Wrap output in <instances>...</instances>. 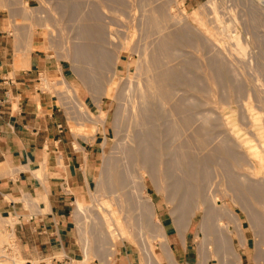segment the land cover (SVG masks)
Returning a JSON list of instances; mask_svg holds the SVG:
<instances>
[{"label": "rangeland", "instance_id": "rangeland-1", "mask_svg": "<svg viewBox=\"0 0 264 264\" xmlns=\"http://www.w3.org/2000/svg\"><path fill=\"white\" fill-rule=\"evenodd\" d=\"M0 14L62 67L40 86L70 130L106 140L71 207L83 264L124 245L168 264L187 232L213 264H238L233 239L253 234L264 264V0H0ZM0 264H25L1 210Z\"/></svg>", "mask_w": 264, "mask_h": 264}, {"label": "crops", "instance_id": "crops-1", "mask_svg": "<svg viewBox=\"0 0 264 264\" xmlns=\"http://www.w3.org/2000/svg\"><path fill=\"white\" fill-rule=\"evenodd\" d=\"M3 22L0 14V210L14 219L25 264H83L71 207L95 178L106 140L99 132L81 136L70 130L55 95L40 86L43 76L63 74L62 67L27 53ZM233 245L238 264H260L253 234L239 232ZM168 246V264H213L200 259L188 232L171 234ZM114 264L137 263L124 245Z\"/></svg>", "mask_w": 264, "mask_h": 264}, {"label": "bare ground", "instance_id": "bare-ground-1", "mask_svg": "<svg viewBox=\"0 0 264 264\" xmlns=\"http://www.w3.org/2000/svg\"><path fill=\"white\" fill-rule=\"evenodd\" d=\"M84 15V14H83ZM166 79V77H164ZM162 82V81H161ZM166 84V83H165ZM164 87H166V85H164ZM62 93V92H61Z\"/></svg>", "mask_w": 264, "mask_h": 264}]
</instances>
